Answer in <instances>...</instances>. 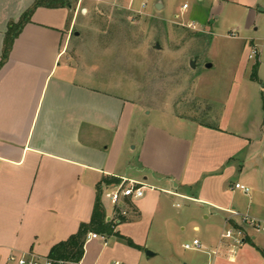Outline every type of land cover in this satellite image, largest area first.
Here are the masks:
<instances>
[{
    "label": "crops",
    "instance_id": "crops-1",
    "mask_svg": "<svg viewBox=\"0 0 264 264\" xmlns=\"http://www.w3.org/2000/svg\"><path fill=\"white\" fill-rule=\"evenodd\" d=\"M35 1L0 0V264H17L13 253L47 258L84 224L85 264H147L156 255L145 257L148 237L173 235V221L202 234L205 249L186 264H264V233L242 219L264 221V116L222 128L147 112L120 86L94 82L98 73L79 71L67 55L86 0L37 7L3 59L10 24ZM200 11L189 26L206 29L232 11L244 39L264 45V0H213ZM124 178L145 194L113 205L103 188ZM177 199L200 208L173 212ZM98 202L111 234L91 224ZM229 229L233 237L223 238Z\"/></svg>",
    "mask_w": 264,
    "mask_h": 264
},
{
    "label": "rangeland",
    "instance_id": "rangeland-1",
    "mask_svg": "<svg viewBox=\"0 0 264 264\" xmlns=\"http://www.w3.org/2000/svg\"><path fill=\"white\" fill-rule=\"evenodd\" d=\"M156 1L163 7L157 8ZM212 1L86 0L75 9L67 55L79 71L98 73L94 82L102 79L120 86L147 112L163 109L213 126L244 128L241 123L264 116V45L256 40L260 57L250 58L253 45L244 39L247 32L234 25L232 11L222 13L206 29L195 23L189 26L200 15V7ZM185 2L190 5L187 10L182 8ZM192 59L197 61L195 68ZM176 202L181 205L173 208L177 213L199 207L194 202L183 205L181 199ZM197 211L199 222L207 224ZM185 224L181 230V224L173 221V235L165 230L148 237L145 257L147 251L156 255L147 264L192 261L199 250L184 245L202 240V234Z\"/></svg>",
    "mask_w": 264,
    "mask_h": 264
},
{
    "label": "built area",
    "instance_id": "built-area-1",
    "mask_svg": "<svg viewBox=\"0 0 264 264\" xmlns=\"http://www.w3.org/2000/svg\"><path fill=\"white\" fill-rule=\"evenodd\" d=\"M188 7V3H185L183 5V8L186 9ZM192 26V25H191ZM232 36H236L235 33L231 34ZM259 49L257 45H253L252 53L250 54V58L254 57V55H258ZM237 188L242 189L244 192H249V187L241 184H236ZM145 194V185L141 184L134 180H128L126 178L122 179L120 183L108 187L105 186L103 188V195L106 199H108L111 204L118 205L121 203V201L125 198L129 199H138L143 197ZM234 214H237V212L233 211ZM122 214H125V212H122ZM242 219L245 223L252 226L254 229H256L259 232L264 233V222L251 217L248 214H245L242 216ZM239 234H241V231H238ZM104 238L102 235H99L98 233H90L88 235V239L92 238ZM223 238H231L233 237V230L229 229L225 231L222 235ZM238 243H242L241 241H238ZM186 249H205L204 245L200 242V240L195 239L193 243H186L184 245ZM218 251H214V254H217ZM10 260L16 262L17 264H85L82 262V260L78 261H71V260H62V259H51V258H41L34 254H22V255H16L11 254ZM111 264H124L121 261H113Z\"/></svg>",
    "mask_w": 264,
    "mask_h": 264
},
{
    "label": "trees",
    "instance_id": "trees-1",
    "mask_svg": "<svg viewBox=\"0 0 264 264\" xmlns=\"http://www.w3.org/2000/svg\"><path fill=\"white\" fill-rule=\"evenodd\" d=\"M69 3V0H36L34 5L29 8L21 17L18 22L10 24L5 42L4 58L8 56L12 43L19 32L22 30L24 24L30 21L34 10L39 6L57 7L64 6ZM258 64L256 65V68ZM119 182V180H117ZM106 215L102 205L98 202L95 206V211L91 224L97 226V230L104 234H111L114 232V225L110 222L106 223ZM90 227L88 225H82L79 231L71 236L67 241L57 244L51 250L48 258L57 260H71L78 261L83 258L84 255V242Z\"/></svg>",
    "mask_w": 264,
    "mask_h": 264
},
{
    "label": "water",
    "instance_id": "water-1",
    "mask_svg": "<svg viewBox=\"0 0 264 264\" xmlns=\"http://www.w3.org/2000/svg\"><path fill=\"white\" fill-rule=\"evenodd\" d=\"M160 7H161V5L158 4L157 5V8H160ZM196 66H197V61L195 59H192L191 60V67L195 68ZM206 66L207 67H212V64L211 63H208ZM154 254L155 253H153L152 251H147V257L153 256Z\"/></svg>",
    "mask_w": 264,
    "mask_h": 264
}]
</instances>
